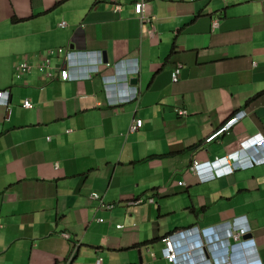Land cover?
<instances>
[{
  "label": "crops",
  "instance_id": "1",
  "mask_svg": "<svg viewBox=\"0 0 264 264\" xmlns=\"http://www.w3.org/2000/svg\"><path fill=\"white\" fill-rule=\"evenodd\" d=\"M135 1L0 0V264H171L163 236L233 220L248 225L239 239L252 238L264 264V161L190 169L234 142L244 163L246 143L264 137V0H143L152 36ZM58 46L105 61L90 78L15 77L20 59ZM120 61L137 64L128 82L138 96L109 103L104 79ZM135 118L143 124L129 131Z\"/></svg>",
  "mask_w": 264,
  "mask_h": 264
},
{
  "label": "built area",
  "instance_id": "2",
  "mask_svg": "<svg viewBox=\"0 0 264 264\" xmlns=\"http://www.w3.org/2000/svg\"><path fill=\"white\" fill-rule=\"evenodd\" d=\"M114 10L121 9L120 0H111ZM133 11L140 18H144L149 23L148 33L154 35L156 26L151 21L150 17L144 15L146 2L137 0L133 2ZM219 19L213 18L211 28L218 26ZM65 20H61L58 25L65 26ZM60 58L57 62L55 59ZM103 60L99 51L74 52L67 47H51L40 50L36 54V61L33 62L28 58H22L15 65V77L21 78L22 75L29 73L31 70H36L45 80H61L77 79L80 77L90 78L92 73H96L103 64ZM108 64V62H105ZM78 66L85 67V74L71 73L70 69H76ZM115 73L113 76H107L104 79V92L109 103H123L135 100L138 96L137 88L128 82V77L131 74L138 72V66L135 62L131 68L125 66L123 61L114 65ZM181 64H177L171 71L172 81H176L179 77ZM83 75V76H82ZM123 81L121 82V80ZM9 100V90H0V103L6 104ZM21 105L25 108H32L33 103L28 99H23ZM178 114H185L184 109H178ZM242 114L236 113L220 126L210 137L229 129L232 124L240 119ZM143 124L141 118H135L129 126V131H134L140 128ZM239 142L224 146V154L216 156L212 162H200L193 160L190 169L194 173H201V166L217 165L221 162L227 165V169L223 172H230L239 167L251 165L253 163L264 161V137H258L250 140L244 147L247 159L244 163L238 161L233 154V150L239 147ZM219 171V170H217ZM218 174L222 172H217ZM182 180L177 181L178 185L182 184ZM89 196L96 199L103 205L104 208L110 209L114 206L112 202H105L97 192H90ZM148 202H153V197L147 199ZM145 202L143 198H134L128 201L135 205ZM99 221L103 218L99 217ZM116 227H122L123 224L117 223ZM248 225L240 224L236 220L227 222L224 226H215L210 228L190 227L177 230L171 234L162 237L163 247L162 256L171 264H263L257 256L255 242L252 238L248 240L239 239L242 234L248 231ZM219 230V231H218ZM68 236L67 233H63ZM233 239L235 242H231ZM203 256H202V254ZM235 252L240 253L241 259L235 257ZM201 257L205 258L204 262L199 261ZM249 258H254V262L248 261ZM101 258H97L96 264H99Z\"/></svg>",
  "mask_w": 264,
  "mask_h": 264
},
{
  "label": "water",
  "instance_id": "3",
  "mask_svg": "<svg viewBox=\"0 0 264 264\" xmlns=\"http://www.w3.org/2000/svg\"><path fill=\"white\" fill-rule=\"evenodd\" d=\"M103 61H105V56H104V54H103ZM135 81V78H131L130 79V82H134ZM138 262H139V264H145L143 261H142V258H141V256L139 255V257H138Z\"/></svg>",
  "mask_w": 264,
  "mask_h": 264
},
{
  "label": "clouds",
  "instance_id": "4",
  "mask_svg": "<svg viewBox=\"0 0 264 264\" xmlns=\"http://www.w3.org/2000/svg\"><path fill=\"white\" fill-rule=\"evenodd\" d=\"M218 231H219V230H218ZM201 254H202V252H201ZM202 256H203V254H202ZM204 260H205V258H204V257H203V258L201 257V259H200L199 261L204 262ZM248 261H249V262L252 261L251 258H249ZM247 264H249V263H247Z\"/></svg>",
  "mask_w": 264,
  "mask_h": 264
},
{
  "label": "rangeland",
  "instance_id": "5",
  "mask_svg": "<svg viewBox=\"0 0 264 264\" xmlns=\"http://www.w3.org/2000/svg\"><path fill=\"white\" fill-rule=\"evenodd\" d=\"M20 60H21V59H20ZM20 60H19V61H20ZM19 61H18V62H19Z\"/></svg>",
  "mask_w": 264,
  "mask_h": 264
}]
</instances>
